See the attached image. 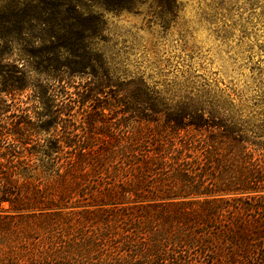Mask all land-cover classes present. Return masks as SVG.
<instances>
[{
	"label": "trees",
	"instance_id": "16d2710c",
	"mask_svg": "<svg viewBox=\"0 0 264 264\" xmlns=\"http://www.w3.org/2000/svg\"><path fill=\"white\" fill-rule=\"evenodd\" d=\"M114 1L129 10L138 0ZM33 8L2 15L0 42L26 43L30 71L65 90L58 99L42 88L41 111L23 115L20 147L0 163V264H264V141L248 123L201 97L172 101L141 77H113L91 42L103 26L76 6L69 23L38 19L62 40L39 58L22 15ZM16 83L9 92L33 87L25 74ZM64 233L82 243L31 249Z\"/></svg>",
	"mask_w": 264,
	"mask_h": 264
},
{
	"label": "rangeland",
	"instance_id": "374dc122",
	"mask_svg": "<svg viewBox=\"0 0 264 264\" xmlns=\"http://www.w3.org/2000/svg\"><path fill=\"white\" fill-rule=\"evenodd\" d=\"M60 3L65 8L60 9L61 14L54 13L57 11L54 5ZM114 3V0H0V36L8 33L2 27L5 20L2 15L12 16L9 12L12 8L34 7L22 15L33 18L29 31L39 40L32 48L43 58L48 53L42 52L44 49L62 40L51 39L53 34L48 32V25L39 26V20L53 25L69 23L65 19L74 13L68 7L76 6L103 26L91 42L93 49L104 57L113 77L123 80L141 77L172 101L201 97L230 107L234 115L255 131L250 134L264 141V131L255 129L264 126V0H138L129 10H118ZM27 46L24 42H0L2 164L6 163L5 153L9 149L20 147L16 129L23 115L34 119L41 111L43 105L38 101L42 88L56 91L58 99L65 90L63 85L30 71L29 64L34 69L37 60L25 59L23 49ZM38 49H42L40 54ZM23 74L30 77L31 90L9 92ZM110 117L106 120L112 134H117L122 126L117 128L116 120ZM31 145L28 143L26 147ZM63 236V241L57 234L50 235L49 240L42 237L32 241L31 249L49 253L72 242L82 243L70 241L65 233ZM14 262L28 264L26 258Z\"/></svg>",
	"mask_w": 264,
	"mask_h": 264
}]
</instances>
